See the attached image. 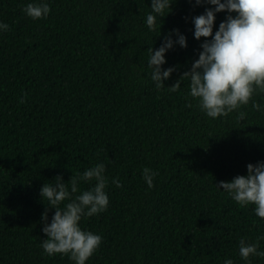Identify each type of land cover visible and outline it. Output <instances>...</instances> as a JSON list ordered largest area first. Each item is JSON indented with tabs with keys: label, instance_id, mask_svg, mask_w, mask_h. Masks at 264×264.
<instances>
[{
	"label": "trees",
	"instance_id": "obj_1",
	"mask_svg": "<svg viewBox=\"0 0 264 264\" xmlns=\"http://www.w3.org/2000/svg\"><path fill=\"white\" fill-rule=\"evenodd\" d=\"M25 2L0 0L9 25L0 32V264H74L39 246L41 213L47 208L50 220L54 211L39 189L98 161L109 203L81 217L82 228L102 236L86 264H244L238 239L264 233V218L215 183L264 160V110L251 103L264 94L241 105L239 118L237 110L212 118L180 79L206 39L193 37L191 17L213 6L173 0L157 35L143 22L151 0H49V15L37 19L23 13ZM225 18L226 10L215 13L214 31ZM172 28L187 46L165 53L161 67L174 70L157 89L147 48ZM145 166L156 172L151 188ZM250 259L264 264V256Z\"/></svg>",
	"mask_w": 264,
	"mask_h": 264
},
{
	"label": "clouds",
	"instance_id": "obj_2",
	"mask_svg": "<svg viewBox=\"0 0 264 264\" xmlns=\"http://www.w3.org/2000/svg\"><path fill=\"white\" fill-rule=\"evenodd\" d=\"M173 0H151L150 11L144 16V24L149 31L161 35L158 18L171 11ZM196 4L206 3L200 14L193 15L192 35L196 39L202 36L197 58L191 62L190 69L181 74L187 78L188 95L196 99L197 106L206 115L223 117L237 110V118L242 115L241 105L248 104L255 94H264V0H195ZM226 10V18L213 30L215 13ZM23 13L32 18L47 17L50 12L49 0H26L22 4ZM235 11V15L232 12ZM9 25L0 21V32L7 31ZM175 34V39H173ZM175 44L187 46L184 33L178 28L169 29L162 34L159 46L147 48V66L150 79L159 89L174 66L161 67L165 53ZM180 86L177 80L169 86L175 91ZM23 95L20 100L23 101ZM252 107L264 110V100L251 101ZM245 174H236L229 180H220L216 186L240 206L252 205L257 217L264 218V160L246 164ZM156 172L148 166L141 170V176L149 188L153 185ZM81 181L89 183L87 188L78 186ZM112 183L120 185V180L112 177ZM108 178L105 164L98 161L83 171H72L65 182L60 174L43 183L40 196L47 206L54 208L50 220L47 208L41 213L44 221L41 231L46 238L40 239L39 246L48 256L56 253L67 254L74 264H86L87 259L99 247L102 236L99 232L82 228V216L104 211L108 207L109 197L105 190ZM63 202V206H61ZM264 233L249 241L245 236L238 239V254L244 264H251L250 257L264 256L259 241ZM222 264H234L231 257L224 258Z\"/></svg>",
	"mask_w": 264,
	"mask_h": 264
}]
</instances>
